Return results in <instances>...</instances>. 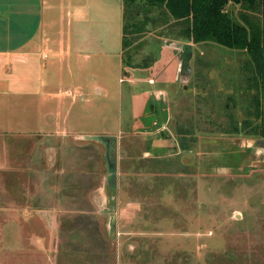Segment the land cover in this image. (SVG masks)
Returning a JSON list of instances; mask_svg holds the SVG:
<instances>
[{"label": "rangeland", "instance_id": "374dc122", "mask_svg": "<svg viewBox=\"0 0 264 264\" xmlns=\"http://www.w3.org/2000/svg\"><path fill=\"white\" fill-rule=\"evenodd\" d=\"M224 11L240 25L241 13L250 16L234 4ZM117 19L130 43L82 63L86 73L65 69L63 58L55 75V56L44 52L43 90L55 94V78L85 81L91 119L80 136L57 138L55 98L45 105L49 175L62 167L45 203L60 211L37 223V244L0 217V264H264V148L254 145L264 141V69L259 75L244 51L180 38L166 12L142 0ZM79 114L62 107L59 128L70 130ZM158 134L176 148L154 152L164 149ZM103 187L113 196L109 237L94 200L89 216L79 214Z\"/></svg>", "mask_w": 264, "mask_h": 264}, {"label": "crops", "instance_id": "0c3cea01", "mask_svg": "<svg viewBox=\"0 0 264 264\" xmlns=\"http://www.w3.org/2000/svg\"><path fill=\"white\" fill-rule=\"evenodd\" d=\"M122 9L121 0H0V217L8 218L17 231L29 235L30 244L38 242L37 223L41 229L43 217L54 211L56 216L60 211L57 203H45L52 199L56 173L62 169L48 173L54 165V148L53 141L45 146V138L52 135L44 130L45 111L48 114L45 105L55 98L57 138L79 135L76 130L86 125L85 119H91L92 99H88L85 81L62 84L55 78V94L43 90L39 75L44 69V52L55 56V75L63 58L69 59L65 69L86 73L89 66L82 65L91 57L120 55L122 13L119 22L117 15ZM110 37L112 50L108 51ZM62 107L80 113L75 121L69 117L66 124L70 130L59 128ZM57 164L62 166L63 161L55 146V167ZM103 191L95 196L89 194L85 199L89 208L85 206L79 214L89 216L94 200L96 214L103 218L102 230L109 237L113 196Z\"/></svg>", "mask_w": 264, "mask_h": 264}, {"label": "trees", "instance_id": "16d2710c", "mask_svg": "<svg viewBox=\"0 0 264 264\" xmlns=\"http://www.w3.org/2000/svg\"><path fill=\"white\" fill-rule=\"evenodd\" d=\"M123 6L134 0H122ZM228 4L238 5L242 25L225 14ZM142 5L162 8L178 27V36L192 44L211 42L232 50L244 51L260 75L264 69L262 55V18L264 0H142ZM256 14V16H255ZM144 17V21H146ZM130 27L133 28L132 24ZM135 34V32L133 31ZM130 42L124 40V25L121 28V47ZM257 101L255 105H257Z\"/></svg>", "mask_w": 264, "mask_h": 264}, {"label": "flooded vegetation", "instance_id": "af4514ba", "mask_svg": "<svg viewBox=\"0 0 264 264\" xmlns=\"http://www.w3.org/2000/svg\"><path fill=\"white\" fill-rule=\"evenodd\" d=\"M182 67H184V66L182 65ZM153 100L155 101V99H153ZM154 101L152 103H157L159 105L161 104L160 103L161 100L159 102H157V100H156V102H154ZM164 120H165V118L163 119V117H161L160 122H163ZM160 140H161V142L163 144L162 146H163L164 149L160 148L161 146L160 147L156 146V147H153L154 152L165 153V152H170L171 149L173 150L174 148H176V145H175V143L172 140L168 139L169 140L168 141L166 138L160 137L159 134L157 136H155V141H158L157 143H159Z\"/></svg>", "mask_w": 264, "mask_h": 264}, {"label": "water", "instance_id": "95a60500", "mask_svg": "<svg viewBox=\"0 0 264 264\" xmlns=\"http://www.w3.org/2000/svg\"><path fill=\"white\" fill-rule=\"evenodd\" d=\"M262 31H263V41H262V55H263V57H264V9H263V18H262ZM185 47H187V46H184V48ZM180 78V77H179ZM179 82H182V80H181V78L179 79ZM158 94L157 93H155V96L156 97H158L157 96ZM160 97H161V99H164V95L163 94H161L160 95ZM161 126H162V124H161ZM111 140V145H110V152H109V156H110V158L113 160V155H114V139L112 138V139H110ZM254 145L255 146H258V147H263L264 148V141H256L255 143H254ZM172 151V150H171Z\"/></svg>", "mask_w": 264, "mask_h": 264}]
</instances>
